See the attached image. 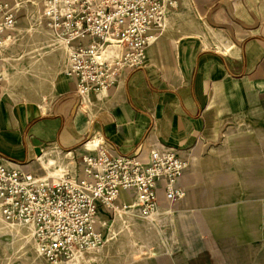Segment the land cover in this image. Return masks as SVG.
<instances>
[{"label": "crops", "instance_id": "0c3cea01", "mask_svg": "<svg viewBox=\"0 0 264 264\" xmlns=\"http://www.w3.org/2000/svg\"><path fill=\"white\" fill-rule=\"evenodd\" d=\"M174 1L162 34L148 48V64L121 71L107 93L85 101L65 73L66 49L38 30L29 16L35 6L20 9L1 62L0 154L7 164L47 174L73 166V157L94 153L98 143L143 158L153 145H163L191 161L218 153L221 144L264 145V0ZM246 165L187 163L177 184L186 197L169 200L160 186L153 219L133 210L113 214L116 230L127 231L124 221H130L137 238L107 239L67 264H264V193L220 195L196 184L197 175L211 174L218 183L235 177L224 169ZM257 166L253 181L264 184V163ZM243 176L252 182L250 173ZM238 198L259 202L204 203ZM123 202H132L126 192ZM110 215L101 213L104 235ZM9 249L1 240L0 252ZM9 263L0 256V264Z\"/></svg>", "mask_w": 264, "mask_h": 264}, {"label": "built area", "instance_id": "2783aa9c", "mask_svg": "<svg viewBox=\"0 0 264 264\" xmlns=\"http://www.w3.org/2000/svg\"><path fill=\"white\" fill-rule=\"evenodd\" d=\"M33 5L52 42L68 54L65 73L81 101L107 93L121 71L148 64V48L162 34L174 0H0L1 62L17 27V13ZM73 166L39 174L12 167L0 154V214L29 225L40 253L52 263L95 251L106 241L103 211H135L143 219L159 212L158 191L180 198L178 180L187 163L173 148L153 145L147 158L115 154L98 143L94 153L73 157ZM123 192L132 202L118 204Z\"/></svg>", "mask_w": 264, "mask_h": 264}, {"label": "rangeland", "instance_id": "374dc122", "mask_svg": "<svg viewBox=\"0 0 264 264\" xmlns=\"http://www.w3.org/2000/svg\"><path fill=\"white\" fill-rule=\"evenodd\" d=\"M30 13V14H29ZM29 16L35 15L36 18L39 20V15L37 9H31L29 11ZM38 23V22H37ZM40 31H45L50 35V32L43 26V24L39 25ZM59 44H57L58 46ZM63 47V46H61ZM219 150L218 153H208L203 157H199L193 161L186 159L184 157L185 163H230L233 165L235 164H242L247 163L246 167H235V168H226L224 170H228L229 174H235V177H220L218 178L219 182L216 183V177H212L211 174L203 175L200 177L199 175L196 176L197 186L202 187L204 190L214 191L217 190L220 195L227 194V193H234L235 195H240V197H248V196H258V193L261 191L264 193V184L257 183L253 181V177L258 175V163H264V145H252L249 147H242V146H223L222 144L218 146ZM249 164V166H248ZM264 173V168H262ZM234 171V172H232ZM250 173L251 183L244 182L245 178L243 176ZM222 176V175H221ZM235 181L232 182V180ZM182 189V188H180ZM213 189V190H212ZM183 190V195L177 199H183L188 194L185 189ZM264 195V194H263ZM175 199V200H177ZM208 202V206H212L211 204L218 202L219 205H213L218 207H228V206H243L244 204H258L257 199H244L238 198L235 200H226V199H219L218 201H206ZM262 206H264V199L260 201ZM205 206V205H204ZM115 215H110L109 226L108 230H106L105 238L107 239H116V238H126L131 239L132 236L137 238V233L131 232V222L124 221L127 225V231H118L115 228L116 219ZM262 221V231L260 232V238L264 239V216L261 217ZM4 227L5 230H8L7 234H1L0 232V241L5 240L8 242L10 249L9 251H5L3 254L0 252V256L4 255L6 258H10L9 264H51L50 261L44 258V256L40 253L36 242L33 236V229L29 225H22L18 223H8L6 222L3 217L0 215V229ZM254 232H252V235ZM259 234V233H257ZM24 235V236H22ZM258 236V235H257ZM146 238V237H145ZM85 254V253H84ZM83 255V254H82ZM80 255V256H82ZM79 257V256H78ZM68 261L63 260L57 264H67Z\"/></svg>", "mask_w": 264, "mask_h": 264}]
</instances>
